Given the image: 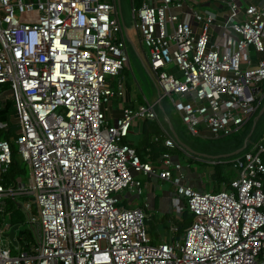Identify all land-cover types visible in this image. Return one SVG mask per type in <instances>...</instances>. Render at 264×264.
<instances>
[{
	"label": "built area",
	"instance_id": "obj_1",
	"mask_svg": "<svg viewBox=\"0 0 264 264\" xmlns=\"http://www.w3.org/2000/svg\"><path fill=\"white\" fill-rule=\"evenodd\" d=\"M198 1L132 5L158 90L133 108L124 84L109 81L128 61L117 0H0V105L15 110L0 130L14 134L29 168L27 184L3 181L13 149L0 136V211L10 199L36 228L30 249L13 254L0 226V264H264V130L227 160L236 176L208 192L181 182L173 151L183 150L165 130L153 138L163 146L158 165L125 142L135 121L162 127L165 98L192 136L240 134L258 119L264 1L219 0L221 14ZM137 174L174 184L177 211L183 199L193 216L182 239L152 243L145 209L119 205L122 190L141 193Z\"/></svg>",
	"mask_w": 264,
	"mask_h": 264
},
{
	"label": "rangeland",
	"instance_id": "obj_2",
	"mask_svg": "<svg viewBox=\"0 0 264 264\" xmlns=\"http://www.w3.org/2000/svg\"><path fill=\"white\" fill-rule=\"evenodd\" d=\"M140 2L141 0H120V15L122 17L124 27L126 29V35H127L126 42H127L128 61L125 63L124 68L122 69L121 73L117 76H114L113 78H110L109 80L113 88H116V84L118 83V80L124 84V86L128 89L129 93L132 96V102L129 105L133 108H136L137 105L144 104L146 102L154 103L156 99L158 98L157 86L154 83L153 79L151 78L146 68V63H147L146 54L148 53V51H147V48L145 46L142 47V45L139 42L138 35L134 27V20L131 14L132 5L134 4L135 6L136 5L139 6ZM202 9L213 11L207 6H203ZM252 57H255V55H252ZM119 102H120L119 100H116V98H113L112 99V109L117 110ZM162 105L165 107V110L170 118V121L172 122L174 126V129L179 134V139L183 141L192 151L203 154V155L217 156L220 154L223 155V154L229 153L233 149L235 150L236 148H238V145H240L239 142L242 137L241 136L242 132L240 134L236 133V134H230V135H220L218 137H210V136L204 137V136L190 135L186 131L185 125L182 123L180 117L171 108L167 98L163 99ZM156 110L158 112L159 119L162 121V123L163 124L166 123V120H165L166 115L164 114L162 115L159 106L156 107ZM261 119L262 120H259L256 124L255 131L257 133L262 128V124L264 122V115L262 116ZM139 122L145 123L146 130L148 129L149 125L153 124L154 122L157 123V121H150V120H143V121L139 120ZM249 124L250 122L245 126V128H248ZM139 131L140 129L138 127H132L130 131L128 132V137L125 138V142H127V140L129 141V139H132L135 142L129 141V144L137 146L140 142H137L136 139L137 140L138 138L142 139L145 135L144 133L139 132ZM245 133H246V130L243 132V137ZM0 134H1L0 135L1 137H6L9 139L10 143L12 144V147L15 149L16 158H19L17 151H16L17 146L13 141L14 134H8L6 133L5 130L0 131ZM243 143H244V140H243ZM157 145L159 146L160 149L157 148ZM155 146H156V149L158 150L157 153H159V158L156 160V162H159L160 153L163 150V146L161 143H156ZM180 154H181V157L179 158L180 159L179 162L181 163V166H184V167L190 166L191 168L192 167L197 168L194 170V172L198 174L199 180L202 182V190L205 192L215 190L214 187H217L218 184L221 185L222 183L227 182L229 179L233 178L236 175V172L232 168L231 164L224 163L226 161L224 160L225 159L224 156H221L218 158L224 164L216 165V164H211L212 160H210V158H206V159L197 158L196 160V158L194 157H189L187 155H184L183 153H180ZM218 169L220 170L219 172H221L220 178L215 174L212 175V172H214V170L217 171ZM16 177L17 179L20 178L23 184L28 183L29 168L26 165V163L21 161L20 167L17 170ZM225 177H228V179L224 180ZM141 178L142 177H140L139 175L138 179H141ZM143 179H145V177H143ZM141 183L143 184L142 179H141ZM166 187L167 186L158 187L156 190V193L160 194L162 189L163 188L165 189ZM127 190L129 189H124L121 191V200L119 202V205L130 207V206H136L138 205V203H142L143 196H137V198H134L133 196H131L133 195V193ZM127 193H130L129 195L131 196L130 198L132 201H130L129 198L128 199L124 198ZM183 206H184V201H183ZM9 211L11 212L14 211L13 216H16L18 218L21 217L23 220V223L19 225L18 229L16 230V235L20 228L22 229L30 228L31 232H35V229H36L35 226L28 223L29 221H28L26 213H24L22 209L19 207L18 208L13 207L11 210H7V211L5 210V207H4V210L0 211V226H4V229H3L4 232L8 231L11 226L9 223L10 222V212ZM160 224H161L160 216L155 211L149 212L148 219L146 220V229L148 233L152 236V239H153L152 243H155L153 241H157L154 239L155 237L157 239L161 237L162 234L160 231L164 232V228H162ZM157 230H159V232ZM182 236H183V233H182V230H180L176 234V238L181 239ZM1 239H3V244L9 247L13 254H18L21 251L20 243H18L17 245H12L9 242V239L5 236H2ZM171 239H172V236L168 239V241H171Z\"/></svg>",
	"mask_w": 264,
	"mask_h": 264
},
{
	"label": "crops",
	"instance_id": "obj_3",
	"mask_svg": "<svg viewBox=\"0 0 264 264\" xmlns=\"http://www.w3.org/2000/svg\"><path fill=\"white\" fill-rule=\"evenodd\" d=\"M249 1L260 4L264 0H249ZM198 4H199L198 6H200L201 8L203 6L209 7L210 9L213 10L212 12H215L216 14H221V12L224 11L222 2H220L219 0H199ZM216 29H217V30H215L216 32L220 31L219 28L216 27ZM127 93L131 99L130 101L132 102V96L129 93L128 89H127ZM160 110H161L162 115L164 114L167 116V114L165 113L163 108H160ZM9 115L10 116L7 118V120L5 122H9V124H10L11 121L14 120L15 110L13 109V112ZM113 115H114V117H118L119 116V109H117V110L113 109ZM167 120H168L167 121L168 127L166 125H164L163 123H162V127H161L160 124H158V122L156 124L154 122L155 126H154V124H151L148 126V129L146 130L144 122L141 123L139 121H135V123L129 128V131H130V129L132 127H138L140 129L139 132H142L145 134L142 139L141 138L140 139L138 138V140L136 139L137 142H140L137 146L132 145L135 148H137L139 154L142 156V158H144V161H148L152 164L155 163V165H158V162H156V160L159 158V153H157L158 150L156 149V146H155L156 143L153 140L154 137H156V136L161 137L162 136L161 133L164 130L174 137V135L171 131L172 129L175 130L174 126H173L172 122L169 121V119H167ZM0 131H2V129ZM176 135L179 136L178 133ZM126 137H128V134ZM129 141L135 142L132 139H129ZM129 141L127 140L128 143H129ZM178 144L183 151H181L180 149H175L173 151V160H180L179 159L181 157L180 153H183L184 155L189 154V157H194V158H196V160H197V158H205V159L206 158H210V159L216 158L215 156L203 155V154L192 151L180 139H179ZM157 148L160 149L158 145H157ZM195 156H197V157H195ZM195 169H197V168H193V167L191 168L190 166H186V167L182 166L181 171H180L182 174L181 182L184 185H187V186H190L192 188H195L197 190L202 191V182L199 180L198 174L194 172ZM174 174H177V173L174 172ZM213 174H215V173L212 172V175ZM139 175H140V177H142L141 179L143 181V184L141 187V193L137 194L136 190H134V189L127 190V191H130L131 193H133V195H131V196H133L134 198H137V196H143L142 203H138V205L144 206L145 209L149 212L155 211L160 216V218H162L164 215L168 216V219L171 220V222H173V223H174L173 220L180 219L181 211L180 210L177 211V207L175 204V202H176L175 199L177 198V196H176L174 184L170 181H167V180H161L154 174H148V175L137 174L136 176L139 177ZM143 177H145V179H143ZM162 186H167V187L165 189L163 188L160 194H157L156 193L157 188L162 187ZM129 194L130 193H127L124 198H127V199L129 198V200L132 201L130 198L131 196ZM177 205H178V207H181V205H182L181 199L177 203ZM157 231L159 232V230H157ZM160 232L162 234L161 237L159 239H157L155 237L154 238L155 240H168L172 236L169 233L167 234L165 231L164 232L160 231ZM163 234H164V236H163Z\"/></svg>",
	"mask_w": 264,
	"mask_h": 264
},
{
	"label": "trees",
	"instance_id": "obj_4",
	"mask_svg": "<svg viewBox=\"0 0 264 264\" xmlns=\"http://www.w3.org/2000/svg\"><path fill=\"white\" fill-rule=\"evenodd\" d=\"M4 88L6 89V86H4ZM13 102L11 100H7L5 101V103L1 104L0 105V121L2 122H5L7 120V118L10 116L9 114H11L13 112ZM163 110L165 111V113L167 114L166 110H165V107L163 106ZM258 113V112H257ZM264 115V112L262 113V115L258 118V120L256 121L255 125L253 126V123H252V120L250 121V124L248 126V128H246V133L243 137V133L241 134V139H240V145H238V148L241 147L243 145V140L245 139V137L251 132V135H250V138L249 140L250 141H255L259 136L260 134L263 132V127H264V122L262 124V128L261 130H259V132L257 133L255 130H256V124L259 120H262V116ZM165 117H168L169 121H170V118L167 114V116ZM162 122V121H161ZM154 124V123H153ZM156 124V123H155ZM154 124V126H155ZM166 126L168 125L167 123V120H166V123H164ZM252 125V126H251ZM253 128V129H252ZM175 133L177 134L176 130H174ZM161 135L163 136V132L161 133ZM179 138V136L177 135V139ZM13 149V160H12V164H11V167L10 169L8 170L7 174L4 175L3 177V181L7 182L8 184H11L13 186H15L18 182V180L20 178L17 179L16 175H17V170L18 168L20 167V159L19 158H16L15 156V149L12 147ZM137 149V148H136ZM237 149V148H236ZM234 151V149L232 150ZM138 152V150H137ZM139 154V152H138ZM140 156V159L142 161H144V158H142V156L139 154ZM232 157V156H230ZM230 157H224L225 159L224 160H227L229 159ZM219 160V159H218ZM224 163H228V162H224ZM223 162H217L216 165H223L224 164ZM220 170L218 169L217 171L214 170V173L215 175H217L219 178L221 177L220 173L219 172ZM227 176V175H225ZM225 179H228V177H225ZM230 180V179H229ZM13 207H17V203H14L13 201H11L10 199H8L6 201V205H5V210H11ZM10 212V225H13V224H19L21 225L23 223V220L22 218H18L16 216H13V212L9 211ZM184 214V215H183ZM183 214H182V220H173L175 222V224H177L178 226V231L180 230H183L184 227H186L187 225L190 224V222L192 221V215L190 212H188L187 209H185L183 211ZM165 217V218H164ZM164 218V219H163ZM168 216H163L162 218H160V221H161V224L160 226L162 228H164V231L168 234V228H169V223L171 222V220L167 219ZM166 219V220H165ZM156 226V225H155ZM16 238H17V241L18 243H20L21 245V249L22 250H29L30 247L32 246L33 242H34V235L32 234V232L30 231V228L27 229V228H20L19 231L17 232V235H16Z\"/></svg>",
	"mask_w": 264,
	"mask_h": 264
},
{
	"label": "water",
	"instance_id": "obj_5",
	"mask_svg": "<svg viewBox=\"0 0 264 264\" xmlns=\"http://www.w3.org/2000/svg\"><path fill=\"white\" fill-rule=\"evenodd\" d=\"M117 1H118V4L120 5V0H117ZM263 112H264V104L260 108V110H259V112L257 114V117H259ZM171 131H172L176 141L179 142V139H177V135H176L175 131L173 129ZM244 147H245V145H243L242 147L237 148L236 150H234L232 152H229V153H226V154H223V155L220 154V155H217L215 157H221V156L229 157L231 155H235V154L239 153L240 151H242L244 149ZM18 227H19V224H13V225L10 226V228H9V230L7 232L3 233V236L7 237L9 239V242L12 245H17V240L15 238V235H16V230L18 229Z\"/></svg>",
	"mask_w": 264,
	"mask_h": 264
},
{
	"label": "clouds",
	"instance_id": "obj_6",
	"mask_svg": "<svg viewBox=\"0 0 264 264\" xmlns=\"http://www.w3.org/2000/svg\"><path fill=\"white\" fill-rule=\"evenodd\" d=\"M257 114H258V113H257ZM261 115H262V114H261ZM261 115H260V116H261ZM260 116H259V117H260ZM259 117H257V118H259ZM257 120H258V119H257ZM257 120H256V121H257ZM255 123H256V122H255ZM255 123L253 122V126L255 125ZM163 134H164V133H163ZM250 135H251V132L245 137L243 145L246 146V144H245V140H246V139H248V142H249ZM161 137H162V136H161ZM174 139H175V138H174ZM175 140H176V139H175ZM176 142H177V141H176ZM177 143H178V142H177ZM243 145H242V146H243ZM242 146H241V147H242ZM244 148H245V147H244ZM235 150H236V149H235ZM243 150H244V149H243ZM243 150H242V151H243ZM231 152H232V151H231ZM240 152H241V151H240ZM240 152L237 153V154H235V155H231V156L234 157V156L240 154ZM229 157H230V156H229ZM232 157H230V158H232ZM218 158H219V157H216V158H213V159H210V160L215 161L216 163H217V162H221L220 160H218ZM227 160H229V159H227ZM227 160H226L225 162H228ZM216 163H215V164H216ZM229 164H230V163H229ZM235 176H236V175H235ZM235 176H234V177H235ZM231 179H232V178H231ZM228 181H229V180H228ZM218 185H219V184H218ZM193 189H195V188H193ZM195 190H197V189H195ZM197 191H200V190H197ZM202 191H203V190H202ZM176 196H177V194H176ZM181 200H182V205H181V209H180V211H182L181 214H180L181 216H180V219H176V220H180V221L182 220V214H183V211H184L185 209H187V208L185 207V202H184V206H183V201H184V200H183V199H181ZM137 206H140V205H137ZM142 207H143V206H142ZM143 208L145 209V207H143ZM145 211L148 213V216H149V212H148L146 209H145ZM188 212H189V211H188ZM191 215H192V214H191ZM192 217H193V216H192ZM192 220H193V218H192ZM190 223H191V222H190ZM173 225H175V226L177 227V232H176V233H173V232H171V230H170V227L173 226ZM187 226H188V225H187ZM187 226H186V227H187ZM186 227H184V229L182 230V233H183V234H184V230H185ZM178 229H179V228H178L177 224H175V222H174V223H173V222L169 223L168 233H169L170 235L172 234V239H175V238H176V234L179 232ZM147 232H148V231H147ZM148 234H149V233H148ZM149 236L152 238V236H151L150 234H149ZM182 237H183V236H182ZM177 239H178V238H177ZM181 239H182V238H181ZM157 241H161V240H157ZM166 241H168V240H166ZM17 244H18V241H17Z\"/></svg>",
	"mask_w": 264,
	"mask_h": 264
}]
</instances>
